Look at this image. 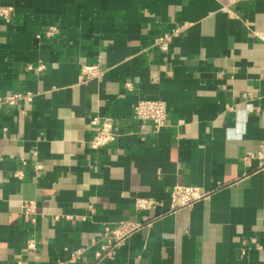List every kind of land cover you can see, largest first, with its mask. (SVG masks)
<instances>
[{"label": "crops", "instance_id": "crops-1", "mask_svg": "<svg viewBox=\"0 0 264 264\" xmlns=\"http://www.w3.org/2000/svg\"><path fill=\"white\" fill-rule=\"evenodd\" d=\"M0 7V94H34L0 108V264H84L122 220L140 227L102 264H264V165L241 158L264 140V0ZM177 25L157 51L152 39ZM82 64L102 73L82 81ZM140 99L165 102L158 131L135 119ZM93 115L130 134L91 148ZM177 184L209 195L170 211ZM136 197L157 202L136 211Z\"/></svg>", "mask_w": 264, "mask_h": 264}, {"label": "built area", "instance_id": "built-area-1", "mask_svg": "<svg viewBox=\"0 0 264 264\" xmlns=\"http://www.w3.org/2000/svg\"><path fill=\"white\" fill-rule=\"evenodd\" d=\"M9 12L8 7H0V16H6ZM182 25L172 27L166 32L156 35L152 39L151 45L161 52L169 50L172 38L176 36L181 29ZM58 32L57 27L50 26L47 28L45 35L50 37ZM27 69L31 66L27 65ZM42 68V65L37 67ZM102 73V70L97 64H82L79 68V78L82 81L86 79L97 77ZM126 89H131V82H125ZM31 91H12L10 93L0 94V108L3 106L17 105L22 101H29L33 97ZM134 117L141 123V127L144 122H150L153 132L158 131L165 123L166 119V104L162 100L157 99H140L137 101L134 109ZM89 128L92 131V136L89 141V146L93 149L108 145L117 140L122 135L130 134V132L121 131L118 124L111 117H101L99 115L91 116L89 120ZM5 130V129H4ZM242 161L247 159L256 158L259 165H264V140L261 141L259 150L256 153L245 152L242 156ZM41 165L36 164L34 166L35 171H39ZM16 176L21 177L23 174L21 171L15 173ZM208 191L201 189L196 185L177 184L171 187L169 191L170 205L169 210L175 211L181 207L189 206L195 201L207 198ZM156 200L148 197H136L134 200V209L136 211L148 210L156 204ZM21 213L28 216L34 213L36 205L31 199H22L20 201ZM58 217L55 216L54 219ZM140 227L139 222L130 220H122L114 224H107L103 226L101 236L104 239L99 248L94 251L93 260L85 262L84 264H102L104 258H112L115 249L124 242L132 232ZM28 247H33L34 242L32 240L27 242ZM81 250L76 249L70 252V259H76L80 256Z\"/></svg>", "mask_w": 264, "mask_h": 264}]
</instances>
